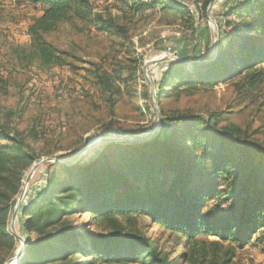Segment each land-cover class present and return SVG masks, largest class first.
I'll use <instances>...</instances> for the list:
<instances>
[{"label": "rangeland", "instance_id": "1", "mask_svg": "<svg viewBox=\"0 0 264 264\" xmlns=\"http://www.w3.org/2000/svg\"><path fill=\"white\" fill-rule=\"evenodd\" d=\"M176 1L187 9L182 18L160 8L135 14L129 8L133 1L124 5L122 0H89L90 13L84 20L61 23L43 37L56 50L53 64L44 66L30 57L28 33L43 7L27 0H0V131L11 139L0 138V148L9 149L0 153V222L4 223L6 235H0V264H151L150 257L143 253L136 261L103 262L92 254L84 257L67 252L64 255L68 256L56 263L38 262L43 260L41 254L47 253L48 248L39 252L30 248L24 254L29 241L35 244L43 237L74 231L78 232V244L85 241L86 246L89 245L87 234L144 236L160 258L165 257L170 264H189L182 258L190 247L185 238L154 224L149 216H131L129 209L94 215L89 212L83 205L88 198L79 194L82 180L75 182L74 177L84 178L109 167L126 179L127 186L144 188L145 182L134 181L125 166L127 159L142 154L148 157L152 152L148 144L161 132L163 117L193 121L168 128L175 127L180 142L173 148V154L185 165L191 162L190 155L200 156L209 144L220 143L219 147L225 149L231 145L238 147L225 151L234 159L245 155L252 164L264 153V60L257 65L263 80L252 86L247 81L249 76L244 78L243 74L218 84L192 86L184 77L192 67L184 64L187 67L174 70L163 87L164 94L156 96L162 73L173 68L170 62L193 61L184 58L191 55L189 49L198 45L199 38L202 47L207 40L203 57L210 59L221 45V32L224 31L226 40L232 37L235 26L244 25L257 15L264 0H258L262 6L256 8L251 3L245 4L230 17L221 14L238 0ZM248 1L243 0L242 4ZM196 14L203 35H194L195 31L186 22ZM249 35V42L259 38L264 50L261 40L264 27L252 28ZM242 40H235L228 57L242 48ZM220 136L228 141H220ZM102 139L116 141L101 142ZM87 162L89 167L81 165ZM83 168L91 169L84 172ZM227 169L228 166L214 178L219 191L225 190L232 178L225 172ZM56 173L66 183L72 174L70 180L76 190L66 191L62 186L48 200L29 210L24 219L30 220L34 211H41L43 228L26 237L20 229L19 209L45 183L52 185ZM198 174L201 179L210 176L212 161L206 162ZM115 190L112 196L119 197L121 187ZM116 195L112 202L118 201ZM222 199L216 196L205 202L202 212L225 211L229 202H221ZM199 239L198 242L205 244V256L196 257L192 264H221L227 260L226 253L232 243L212 236ZM212 243H217L214 253L209 250ZM232 253L233 258L227 264H264L263 243ZM35 256L37 262H33Z\"/></svg>", "mask_w": 264, "mask_h": 264}, {"label": "trees", "instance_id": "2", "mask_svg": "<svg viewBox=\"0 0 264 264\" xmlns=\"http://www.w3.org/2000/svg\"><path fill=\"white\" fill-rule=\"evenodd\" d=\"M27 1L43 7L40 17L35 19L28 29L31 37L30 57L38 60L41 65H52L56 50L45 43L43 37L54 31L57 25L61 23L73 19L84 20L87 13H90V2L89 0ZM122 1L124 5L133 1L134 3L129 8L135 14L145 10H152L153 8L167 10L169 13L179 15L180 18H182V15L187 14L185 5L176 0ZM242 3L243 0H238L235 4L226 7L227 9L224 10L221 17L234 15L241 7H245V4L251 3L253 7L255 6L254 8L262 6V3L258 0ZM256 12H258L257 15L252 16L248 23L236 25L235 33L227 40L225 39L224 31L221 32L219 36L221 45H219L217 50L219 55L217 59L205 66L192 65V69L184 73V77L188 78L187 82L190 85L218 84L235 78L237 74H243L244 78L249 76L247 81H249L251 86L262 82L263 74L257 65L259 61L264 60V50H261L259 38H253V41L249 42L251 40L249 32L252 28L256 30L257 28L262 29V26L264 27V5L261 10L259 9ZM256 17L259 18L258 24ZM197 21V14L190 16L186 20L193 32L195 31L194 35L196 33L200 35L201 33ZM243 30L249 32L243 34ZM235 38H242L244 43L236 54L228 57L227 52L233 47ZM201 40L199 38L197 40L199 42L198 45L189 49L191 52L190 56L187 54L186 56L188 57L182 55L180 57H186L184 59L193 61L204 60V52L207 50L208 45L206 40L205 47L200 46ZM261 40L264 42L263 38ZM169 64L173 68L166 71L167 73H162L163 79L159 80L157 85V98L164 94L162 92L163 87L174 74V70L187 67L179 62H170ZM187 120L180 117H163L161 132L148 144L152 147H149L152 152L148 157L147 154H142L127 159L126 170L134 181H144V188L136 189V187L127 186L126 179L120 174L113 173L109 167L98 172L94 171V173L86 175L84 178L74 177L75 182L77 179L82 180L83 189L79 190V194L80 197L88 198L83 205H85V208L88 207L89 212H92L93 215L102 214L107 210L122 212V210L129 209L128 212H130L131 216H149L154 224L185 238L186 244L190 245V247H188L187 253L182 255V258L189 264L195 262L196 257L201 254L202 257L205 256V244L198 242L201 237L212 236L221 242L232 243L228 248V253H226L229 254L226 257L227 260L221 263L227 264L233 258L232 252L235 249L242 250L247 248V246L252 247L262 243L264 246V153H260L259 160L252 164L251 159L245 155H240L234 159L228 151H225L230 148L240 149L238 147L231 145L225 149L219 147L220 143H217L218 146L209 144L204 146L200 156L196 154L190 155L191 162L185 165L181 158H175L173 154V148L180 142V139H176L175 127L173 129L168 128L170 125L177 126L193 122ZM212 134L214 135V133ZM0 138L11 140L3 131H0ZM224 138L223 136L219 137L220 141H228ZM157 149L158 151L154 152ZM243 149L246 150L248 148ZM7 150L9 149L1 147L0 153H5ZM102 151L103 148L100 152L102 153ZM162 157L164 161L161 160ZM209 161H212V174L210 176L208 174L205 175V179L199 178V169ZM81 165L89 167L88 162ZM227 166L228 169L225 172H228L227 174L230 173L232 178L228 182L226 189L219 191L217 189V179L214 178L219 176L222 173L221 171ZM90 169L83 168V171L87 172ZM58 176L57 173L54 174L52 185L45 183L32 200L20 207V229L26 237L34 232H39L43 228V224L40 222L43 215L41 211H34L30 220L24 219L29 210L35 208L40 201L48 200L52 192L62 186L66 187V191L72 192L76 190V185L72 184L70 180L72 174L67 177V183L61 181L60 176L59 178ZM117 187H121L122 192L119 197L115 194L118 201L112 202L111 200L115 196H112V194L116 193L117 190L115 188ZM216 196L223 197L221 202H229L225 211L214 213L206 210L202 212L206 208L205 202L212 201ZM4 228V223L0 222V235L2 236H6ZM87 235V238H89L88 246L85 245V241L78 244L77 231L62 235H49L43 237L35 244H31L29 241L24 248V254L30 248H35L38 252L48 248L47 253L41 254L43 260L38 261L35 256L33 262L56 263L65 259L68 254H64L67 252L72 255L80 254L84 257L87 254H92L93 258L103 262L136 261L143 253L150 257L151 264H170L165 257H159L149 238L144 236L121 235L120 233H111L106 236ZM215 247H217V243H212L209 250L214 253Z\"/></svg>", "mask_w": 264, "mask_h": 264}, {"label": "water", "instance_id": "3", "mask_svg": "<svg viewBox=\"0 0 264 264\" xmlns=\"http://www.w3.org/2000/svg\"><path fill=\"white\" fill-rule=\"evenodd\" d=\"M219 55H218V52H217V49H215L214 50V53H213V56L210 58V59H206V60H203V61H177V62H179V63H183V64H186V65H190V66H192V65H195V64H199V65H203V66H205V65H208V64H211V63H213L216 59H217V57H218ZM170 59H174L173 57L172 58H170ZM161 124V118L159 117V125ZM106 141H108V142H115L116 140L115 139H102V141L101 142H106ZM121 141V140H120ZM88 148L89 147H87L86 149H84L81 153H84L85 151H87L88 150ZM80 153V154H81ZM37 166L38 165H36V166H34L32 169H31V171H30V174L37 168ZM21 254H23V251L20 253V255L18 256V258H20V256H21ZM17 258V259H18Z\"/></svg>", "mask_w": 264, "mask_h": 264}]
</instances>
